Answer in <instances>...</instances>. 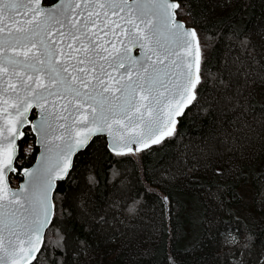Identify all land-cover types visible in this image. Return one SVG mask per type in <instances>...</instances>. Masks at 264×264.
<instances>
[{
    "label": "trees",
    "instance_id": "obj_1",
    "mask_svg": "<svg viewBox=\"0 0 264 264\" xmlns=\"http://www.w3.org/2000/svg\"><path fill=\"white\" fill-rule=\"evenodd\" d=\"M175 1L195 100L158 145L116 156L96 137L74 157L33 264H264V0ZM18 146L13 187L38 150L29 129Z\"/></svg>",
    "mask_w": 264,
    "mask_h": 264
},
{
    "label": "snow or ice",
    "instance_id": "obj_2",
    "mask_svg": "<svg viewBox=\"0 0 264 264\" xmlns=\"http://www.w3.org/2000/svg\"><path fill=\"white\" fill-rule=\"evenodd\" d=\"M176 7L174 3H157L156 0H148V3L60 0L54 10L45 11L40 0H0V103L7 111L9 101H13L10 107L17 112L12 126L5 125L9 135H16L15 125L21 123L20 117L33 103L44 112L50 98L53 110L43 118L41 132L47 135L54 131L48 117L58 111L56 119L66 122L59 127L65 129L69 138L75 137V144L69 145V155L75 148L83 147L94 132L107 131L113 136L115 147L143 142L146 148L148 140L158 144L165 135H172L174 127L162 133L161 129L167 128L170 122L174 125L173 114L181 115L196 98L195 89L200 83L199 47L197 43L194 54L192 40L196 34L194 31L180 33L182 25H176L177 31L172 33L173 42H178V51L161 45L153 31L152 16L158 13L149 10H163V19L167 22L169 9ZM21 12L25 17L31 13V18L18 20ZM154 41L158 47L152 46ZM134 45L144 50L139 60L131 55ZM172 56L176 58L169 60ZM137 65L142 69L137 72L139 82L132 80V67ZM172 68L176 71H171ZM120 69L126 71L120 73ZM113 71L119 73L118 79L112 75ZM121 99L125 101L122 105L112 102ZM2 134L3 129H0ZM114 134H119L121 143H116ZM55 139L63 140L64 136ZM11 159L10 153L0 152V177L11 167ZM52 171L47 170L49 175L41 189L43 198L40 199V193H34L45 217L49 212L47 193ZM56 171H60L58 166ZM63 171L66 172L67 167ZM5 199L8 193L3 188L0 201ZM12 202L24 208L20 201ZM3 207L0 204V209ZM8 215L0 211V231L8 229L10 235L17 237L20 247L12 245L11 241L5 246L0 236V264H22L38 250L33 245L38 243L46 220L37 215L31 224H24L15 219L9 221ZM21 228L26 229L29 237L26 242L19 238Z\"/></svg>",
    "mask_w": 264,
    "mask_h": 264
},
{
    "label": "water",
    "instance_id": "obj_3",
    "mask_svg": "<svg viewBox=\"0 0 264 264\" xmlns=\"http://www.w3.org/2000/svg\"><path fill=\"white\" fill-rule=\"evenodd\" d=\"M26 2H29V0H26ZM131 2V0H129ZM143 3H148V0H141ZM157 3H174L176 5L179 4L175 0H156ZM60 3V0H56L52 4H44L43 0H40V6L45 11H52L56 8V6ZM178 7L174 9H169V19L166 22L163 19L162 12L163 10L160 9H150V13H158L157 15H153V24L154 29L157 33V38L160 41L161 45H164L165 47L170 48L172 51H178L179 45L178 42L174 43L172 33L177 31L176 25H182L183 27L179 29L180 33H183L185 31H194L196 34L195 40H192L191 37H188L187 39L192 40V46H193V52L195 54V49L198 43L199 47V40L196 33V30L192 26H186L185 22L177 19L176 10ZM121 15H125V13H121ZM31 13H29L28 17H25L23 13L21 12L20 15L17 16V19L20 21H23L25 19H30ZM113 19H116V17H113ZM123 24V22H121ZM58 27V26H57ZM141 28H144V25H141ZM55 32V29H53V33ZM153 47H158L155 44V41L153 42ZM132 51L131 55L135 59H141L142 52L144 51L141 49L138 45L131 46ZM151 55V53H149ZM175 56L169 57V60L175 59ZM199 58H200V47H199ZM153 59H155V56H153ZM168 63V60H165V64ZM157 67L163 68V65H158ZM111 71V70H110ZM125 69H120V73H124ZM142 71L139 65L132 67V80L139 82L137 72ZM152 69H149V72H151ZM171 71H176V69L172 68ZM199 71H200V63H199ZM112 75L115 76L117 79L119 78V73L113 71ZM128 77L125 75V81H127ZM163 89H161L162 91ZM196 90V89H195ZM116 95H120V93H116ZM167 95V94H166ZM196 97V93H195ZM51 99L49 104L45 105V111L42 112L39 107L36 106L35 103H33V106L28 109V111L24 114V116L20 117L21 123H18L15 125L17 132L15 136H10L8 132V128L5 127L7 125L8 127L12 126V121H14L17 117V112L14 108H11L10 105L13 101H9V106L7 108V111H4V105L0 103V129H3V134L0 135V152L4 153H10L11 154V167L8 169H5L3 171V176L0 177V189L6 188L8 193V199H5L3 201H0V204H3V208L0 209V211L8 213L7 219L9 221L15 219L19 220L24 224H31L32 221L36 218L37 215H39V218L42 220H46V223L44 227L41 229L40 232V239L37 244L33 245V247L38 248V250L34 251V253L31 256H28L24 261H22V264H33V262L37 259L45 241V235L48 230V228L51 225L53 216H54V204H53V194L55 192V189L57 187V183L64 181L67 176L69 175V172L72 169V164L74 157L81 151H83L88 144L96 137H104L106 141L107 149L116 156H123L132 152H136L137 148H140V151H144L149 149L150 147L154 145H158L162 143L169 135H165L164 138L161 140L158 144L151 143V140H148V147L143 146V142L140 144H129L128 147H115L113 142V136H109L107 131L104 132H94L91 134L87 140V143L83 147L75 148L73 151H71L70 155L68 154V148L69 145L75 144V137L69 138L68 133L65 131L64 128H60L59 125L65 124L66 122L64 120H57L56 116L60 113L57 111L54 115L48 117L49 123L52 125V129L54 131H49L47 135L41 132V126L42 121L45 116L48 115L49 112H52V105H51ZM138 99V94H137ZM194 101V100H193ZM192 101V102H193ZM116 104H124L125 101L123 99L119 101H112ZM192 102L187 105L183 109V112L179 116H175L173 114L172 120L175 121L174 125L170 122L167 126V128H162V132H166L168 128H173L175 130L176 125L178 124V119L184 114L186 109L191 106ZM60 103H63L62 101ZM23 110V109H21ZM67 123H71V121H68ZM24 129H29L34 137V144L35 147L38 149L36 157L34 159V162L28 167L21 171V177L22 179L17 184V186L13 187L10 183V175L16 174L17 170L15 167V161L18 156L19 141L24 136ZM70 131V130H69ZM174 132V131H173ZM161 133H157V135H160ZM173 134V133H172ZM64 136L63 140L55 139L57 136ZM115 135V141L117 144L121 143L119 134ZM4 137H8V139H4ZM129 148L132 149L129 151ZM121 154H117V153ZM57 166L59 167L60 171L57 172ZM67 167V171H63V169ZM48 169H53V171L50 173L51 175V187L48 190L47 196L48 200L47 203L49 205V212L47 217L43 215L42 206L40 203V200H38L34 193H40V199L43 198L41 189L43 187L44 180L47 179V176L49 173L47 172ZM27 173H31L32 175H27ZM23 188V191L21 190ZM15 193L16 195L13 196L12 194ZM10 201H20L24 204V208H20L18 203ZM15 214L14 216L12 214ZM19 238L20 240L27 241L28 235L26 234V229H18ZM0 236L4 238L5 246L9 245V241H11L12 245H15L16 247H20L19 241L17 240V237L15 235H10L8 229H4L3 231H0ZM35 239V237H33ZM25 247H28L27 243L24 245Z\"/></svg>",
    "mask_w": 264,
    "mask_h": 264
},
{
    "label": "rangeland",
    "instance_id": "obj_4",
    "mask_svg": "<svg viewBox=\"0 0 264 264\" xmlns=\"http://www.w3.org/2000/svg\"><path fill=\"white\" fill-rule=\"evenodd\" d=\"M178 9H179V7H178ZM178 9H177V10H178ZM177 10H176V11H177ZM182 14H183V11H179V16H181V17L183 18V15H182ZM185 19H186V18H183L184 21H185ZM195 93H196V91H195ZM17 184H18V183L16 182V185H15V186H17ZM15 186H14V187H15Z\"/></svg>",
    "mask_w": 264,
    "mask_h": 264
},
{
    "label": "flooded vegetation",
    "instance_id": "obj_5",
    "mask_svg": "<svg viewBox=\"0 0 264 264\" xmlns=\"http://www.w3.org/2000/svg\"><path fill=\"white\" fill-rule=\"evenodd\" d=\"M195 100V99H194Z\"/></svg>",
    "mask_w": 264,
    "mask_h": 264
}]
</instances>
